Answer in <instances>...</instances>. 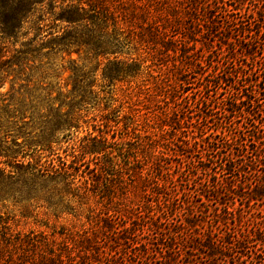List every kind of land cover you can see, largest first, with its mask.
I'll list each match as a JSON object with an SVG mask.
<instances>
[{
	"label": "rangeland",
	"instance_id": "rangeland-1",
	"mask_svg": "<svg viewBox=\"0 0 264 264\" xmlns=\"http://www.w3.org/2000/svg\"><path fill=\"white\" fill-rule=\"evenodd\" d=\"M112 1L128 17L108 28L117 80L106 59L59 51L1 72L0 164L14 177L0 264H232L247 237L236 255L264 259V128L229 143L244 171L205 174L225 161L209 147L255 123L226 111L229 91L201 100L215 72L264 87V0ZM72 59L90 73L80 86Z\"/></svg>",
	"mask_w": 264,
	"mask_h": 264
},
{
	"label": "trees",
	"instance_id": "trees-1",
	"mask_svg": "<svg viewBox=\"0 0 264 264\" xmlns=\"http://www.w3.org/2000/svg\"><path fill=\"white\" fill-rule=\"evenodd\" d=\"M123 18L128 17L113 4L112 0H0V76L2 71L9 70L12 66L39 61L43 56L49 57L59 51L71 58L74 54L80 56L82 53L104 58L108 61L103 69L104 79L117 80L119 74L126 71L119 68L123 62L116 61L114 50H117V46L110 42L111 35L108 33V28L112 25L114 31H117L118 20H124ZM240 34L242 33L237 34V37H240ZM257 36L261 40L264 31H259ZM44 49H48L49 52L43 54ZM110 56H114V63L110 61ZM70 63L74 66L72 72L75 84L80 86V83H86L90 73H83L75 60L72 59ZM212 78L205 90L208 92V88H211L212 91L205 93L207 96L202 97V103L210 104L211 92L219 94L221 91H229L234 99L226 111L235 117H251L255 124L247 128L249 130L247 133L240 131L237 140L234 137L233 142L224 139L226 143L220 145L221 142H218L216 147H209L210 152L224 153L225 161L221 159L222 163L219 164L218 161L209 160V165L203 164L202 172L212 175L217 167H221L226 171L225 174L240 173L245 169L244 163L234 167H231V163L243 161L245 157L239 151V154H235V148L229 143H235L236 146L243 148L260 136L264 128V103H262L264 99L261 98L264 96L263 82L253 72L238 70L235 73L226 72L221 76L220 72H215ZM3 79L0 77V84ZM46 142L47 140L42 146L49 147V143ZM243 142L245 144H242ZM15 165L20 166L19 162ZM13 177L14 175L8 173L0 164V199L8 190L6 183ZM258 231L260 236L258 241L263 242L264 229L259 228ZM248 240H238L233 248L227 249L232 264H264V259L253 258V251H250L252 255L247 251L244 255L247 259L236 255L235 249L238 247L250 249Z\"/></svg>",
	"mask_w": 264,
	"mask_h": 264
}]
</instances>
